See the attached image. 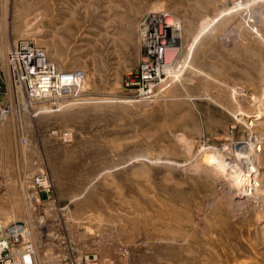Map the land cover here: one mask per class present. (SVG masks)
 I'll return each instance as SVG.
<instances>
[{"label":"rangeland","instance_id":"1","mask_svg":"<svg viewBox=\"0 0 264 264\" xmlns=\"http://www.w3.org/2000/svg\"><path fill=\"white\" fill-rule=\"evenodd\" d=\"M149 11L181 40L152 76ZM21 42L82 74L70 95L14 87ZM0 83V222L42 235L43 264L69 245L97 264H264V0H0Z\"/></svg>","mask_w":264,"mask_h":264},{"label":"built area","instance_id":"2","mask_svg":"<svg viewBox=\"0 0 264 264\" xmlns=\"http://www.w3.org/2000/svg\"><path fill=\"white\" fill-rule=\"evenodd\" d=\"M8 69L14 87L30 101L45 99H62L70 95L78 85L82 74L78 71L62 74L48 61L44 53L27 42H21L8 51ZM1 89V83H0ZM39 185L45 186L46 181L37 178ZM42 223L39 228H42ZM25 221L11 223L0 222V264H43V257L50 259L52 249L46 246L42 235L37 240H31ZM71 255L64 264H97L95 256L74 255L69 245Z\"/></svg>","mask_w":264,"mask_h":264},{"label":"bare ground","instance_id":"3","mask_svg":"<svg viewBox=\"0 0 264 264\" xmlns=\"http://www.w3.org/2000/svg\"><path fill=\"white\" fill-rule=\"evenodd\" d=\"M153 13H152V11L148 12V15L150 17L149 20H151V21L149 22V26L147 28L148 29L147 44L149 46L150 52L152 54H155V53L159 52L161 54V56H160L161 58H159V59L155 58V59L152 60V62L150 64L144 65L143 70H144V72L146 73L147 76H152V75L157 74L159 72L160 67L164 68L165 66L168 65V63L164 59V54L166 53V51L168 49L175 48L176 50H178L181 47V40L179 38V35L176 34V26L177 25L172 21L173 19L163 22L161 20V17L157 16L158 19H155L154 16L152 15ZM167 53H171V52H167ZM171 56H173V55H171ZM170 59H171V57H170ZM172 59H174V58H172ZM160 65H162V66H160ZM251 120L249 121L250 125H252ZM256 151H261V149L257 148ZM248 161H250V159H248ZM255 162H256V160H255ZM251 163H252V161L249 164H251ZM250 167H251V165H250ZM251 168L254 169L253 173L255 174V178L258 177L259 176L258 174H260L259 171H258V168L254 167V166L251 167ZM256 183L257 184H253L252 183L253 185L250 184L249 182L246 183L244 185V193L239 194V192H240L239 191L238 194L234 195L236 200H240L241 198L244 199V197L246 198L249 195L248 192L251 191V187L252 186L253 187L254 186L258 187L259 184H258V182H256ZM252 197L254 198V196H252ZM238 202L239 201H237V203Z\"/></svg>","mask_w":264,"mask_h":264},{"label":"crops","instance_id":"4","mask_svg":"<svg viewBox=\"0 0 264 264\" xmlns=\"http://www.w3.org/2000/svg\"><path fill=\"white\" fill-rule=\"evenodd\" d=\"M1 74H2L3 78H5V77H4V75H5V74H4V73H2V71H1Z\"/></svg>","mask_w":264,"mask_h":264}]
</instances>
